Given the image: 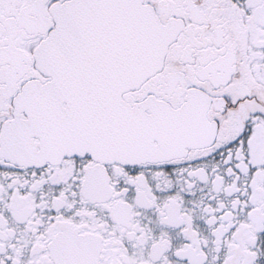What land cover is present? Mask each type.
<instances>
[{
    "label": "snow or ice",
    "instance_id": "obj_1",
    "mask_svg": "<svg viewBox=\"0 0 264 264\" xmlns=\"http://www.w3.org/2000/svg\"><path fill=\"white\" fill-rule=\"evenodd\" d=\"M0 264H264V0H0Z\"/></svg>",
    "mask_w": 264,
    "mask_h": 264
}]
</instances>
